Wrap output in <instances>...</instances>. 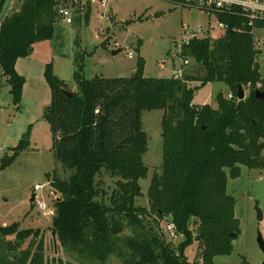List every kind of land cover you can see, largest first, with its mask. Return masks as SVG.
Wrapping results in <instances>:
<instances>
[{"label":"trees","instance_id":"1","mask_svg":"<svg viewBox=\"0 0 264 264\" xmlns=\"http://www.w3.org/2000/svg\"><path fill=\"white\" fill-rule=\"evenodd\" d=\"M8 1L0 0V19ZM60 4L20 0L19 9L1 20L0 66L15 104L26 83L16 64L30 56L35 44L54 38ZM217 17L228 24L225 33L196 39L183 51L198 66L193 73L146 77L141 58L130 77L86 79L77 73L79 91L68 97L52 63L46 65L52 99L45 119L54 135L55 160L67 174L62 178L54 172L50 181L58 194L52 230L68 261L48 257L40 230L0 222V264H108L113 259L121 264H215L216 258L232 254L241 229L236 198L227 186L229 179L240 177L242 166L264 169V100L255 95L264 91V79L249 20L239 10ZM254 26L264 30V20ZM193 82L199 85L192 87ZM212 82L226 83L233 98L220 92L217 107L194 105L196 91ZM239 85L250 89L242 101ZM153 110L164 111L163 168L149 187L148 209L138 204L140 181L149 172L142 116ZM27 148L28 141L21 140L1 169ZM106 173L116 179L111 193L102 185ZM168 217L183 237L176 248L159 231V220ZM196 241L200 260L192 262L186 250Z\"/></svg>","mask_w":264,"mask_h":264},{"label":"rangeland","instance_id":"2","mask_svg":"<svg viewBox=\"0 0 264 264\" xmlns=\"http://www.w3.org/2000/svg\"><path fill=\"white\" fill-rule=\"evenodd\" d=\"M62 1L67 6L76 4L74 21L68 24L58 18L54 38L37 43L29 57L20 59L17 69L26 83L19 104L14 103L0 66V222L4 226L19 223L20 229L40 230L48 257H63L68 261V256L58 248L53 237V217L45 216L32 200L35 193L38 198L42 195L48 207L54 209L58 194L50 183L53 173L67 177L55 160L54 135L45 119L52 99L51 87L44 75L46 65L52 63L55 75L73 93L79 91L77 73L86 79L130 77L141 58L145 59L146 77L182 76L193 73L198 66L194 61L187 67L182 66L183 58L176 52L175 40L187 28L207 29L216 26L217 20L213 14L209 16L202 10L168 0H108L110 15L104 18L101 0H91L92 15L86 24L84 4L88 0ZM19 7L20 0H12L9 13ZM81 13L83 16L78 17ZM219 35L212 33V37ZM118 50L120 52L114 55L113 52ZM129 52L133 53V58H129ZM257 61L264 79V48ZM190 85L195 87L199 83ZM244 90L248 97L250 89L244 87ZM220 92L225 96L231 94L226 83H209L196 91L193 103L217 107L216 96ZM163 116V110L145 111L142 116L143 130L148 136V150L143 159L149 172L140 181L143 196L138 199V204L148 209L149 187L163 168ZM23 139L28 141V148L2 170L4 159L13 155V149ZM101 181L107 193L115 188L116 179L108 173ZM36 186L44 188L36 191ZM227 191L236 198L235 211L241 232L234 242L232 254L216 258L215 264H263L264 254L257 244V235L260 232L264 238V169L251 170L242 166L240 177L229 179ZM256 205L263 213L262 221L258 220ZM158 227L173 248L182 241L183 237L176 234L174 226L166 220H159ZM200 254L198 241L186 250V256L192 262L200 260ZM108 264L121 262L113 259Z\"/></svg>","mask_w":264,"mask_h":264},{"label":"built area","instance_id":"3","mask_svg":"<svg viewBox=\"0 0 264 264\" xmlns=\"http://www.w3.org/2000/svg\"><path fill=\"white\" fill-rule=\"evenodd\" d=\"M186 3L187 7H193L199 10L206 12L209 16L215 15L217 20L216 26H210L209 28H199L196 29H185L182 36L175 40V47L177 54L181 55L183 58V67H187L190 64V59L185 58L183 56L184 49L189 46L192 41L196 39H216L217 37H212V33H220V35L224 34L228 29V24L222 22L218 19L217 14H229L234 13L235 10H239V13L246 17L249 20L248 25L252 27V36L254 40V46L258 50H262L264 48V30L258 29L254 26L256 20H264V0H178ZM12 0H9L3 16L0 19L4 18V16L9 12L11 7ZM101 8H103V17L109 18V10H108V0H101L100 2ZM74 12L75 7L73 5L67 6L64 4H60L57 7L58 17L66 21L68 24H72L74 21ZM262 35H261V34ZM219 35V36H220ZM129 58H133V53L129 52ZM258 88L261 87V84L257 85ZM229 99L233 98V95L230 94L228 96ZM44 186H36V191H41ZM44 197L41 195L38 198V194H34V200L39 210L43 212L45 216L53 217L55 215V209H50L46 204ZM174 229V227H173Z\"/></svg>","mask_w":264,"mask_h":264},{"label":"water","instance_id":"4","mask_svg":"<svg viewBox=\"0 0 264 264\" xmlns=\"http://www.w3.org/2000/svg\"><path fill=\"white\" fill-rule=\"evenodd\" d=\"M91 15H92V1L88 0L86 2V11H85V14H84V21H85L86 24L89 23V21L91 19ZM119 52H120V50L114 51L113 54L115 55V54H117ZM65 93L67 94L68 97H72L73 94H74L71 91H65ZM255 95L259 99L264 100V91L257 90L255 92ZM237 97L241 101L246 99V92H245L244 87L242 85L238 86ZM32 200H34V197L32 198ZM256 211H257L258 220L262 221L263 220V213L259 209L258 205H256ZM166 221L167 222H171L172 221V217L166 218ZM55 235H56V233H55V231H53V237H55ZM233 237H236V234H233ZM257 244H258L259 248L261 249V251L264 254V238H263V236H262V234L260 232H258V235H257ZM263 264H264V261H263Z\"/></svg>","mask_w":264,"mask_h":264},{"label":"crops","instance_id":"5","mask_svg":"<svg viewBox=\"0 0 264 264\" xmlns=\"http://www.w3.org/2000/svg\"><path fill=\"white\" fill-rule=\"evenodd\" d=\"M35 45H36V44H35ZM35 45H34V46H35ZM33 49H34V48H33ZM20 59H21V58H20ZM20 59L18 60V62H17V64H16V70H17V72H18V69H17V68H18V63H19ZM229 95H230V94H229ZM226 97H228V96H226Z\"/></svg>","mask_w":264,"mask_h":264}]
</instances>
